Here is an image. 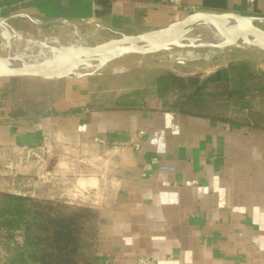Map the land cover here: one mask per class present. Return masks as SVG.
<instances>
[{"label": "crops", "instance_id": "crops-1", "mask_svg": "<svg viewBox=\"0 0 264 264\" xmlns=\"http://www.w3.org/2000/svg\"><path fill=\"white\" fill-rule=\"evenodd\" d=\"M196 11L264 17V0H0L20 32L103 41ZM101 75L0 78V191L95 209L93 264H264V109L178 111Z\"/></svg>", "mask_w": 264, "mask_h": 264}, {"label": "trees", "instance_id": "trees-1", "mask_svg": "<svg viewBox=\"0 0 264 264\" xmlns=\"http://www.w3.org/2000/svg\"><path fill=\"white\" fill-rule=\"evenodd\" d=\"M153 85L168 108L200 113L212 100L264 91V72L229 62L205 76L159 73ZM96 218L90 207L0 191V264H93Z\"/></svg>", "mask_w": 264, "mask_h": 264}, {"label": "rangeland", "instance_id": "rangeland-1", "mask_svg": "<svg viewBox=\"0 0 264 264\" xmlns=\"http://www.w3.org/2000/svg\"><path fill=\"white\" fill-rule=\"evenodd\" d=\"M6 23L7 28L14 29L13 27H11L12 25L8 21H6ZM259 25L261 27H264V23H259ZM70 29H72V31ZM74 30V28L68 26L65 27L61 33H50L40 36L31 35L23 31L20 32L18 30L15 31L21 33L25 37H30L38 40L56 39L58 40L57 42H50V44L56 46L55 49L63 50L66 44L71 43L72 41H74V39H76L72 35V32ZM80 32L84 38V41L88 45H94L103 42V39L97 37L96 33L85 31L82 29L80 30ZM179 51L180 49L170 48L162 52L160 51L161 53H153L154 55H127L114 61L108 62L96 73L87 74L86 76H98L99 74H102L100 77V83L102 84H106L111 87H126L129 88L130 91H138L144 88L148 90L150 85H153L155 76L166 71H170L183 76L198 74L205 76L209 74V71L213 70V67L215 71L217 68L222 67L226 62V64H228L229 62H244L251 68L252 71H257V62L259 61V59L264 58V52L262 51L242 48H215L204 53L202 52L201 54L196 53L193 55H185V53L183 52H186L187 49H182L181 53L184 55L171 56L178 53ZM0 55H3V52L1 51V42ZM17 86L19 88L22 87V83H17ZM25 87L28 88V92L32 94L35 93L36 95L41 92V97H44L47 95L44 91L48 90V88H50V85L47 83H35L30 84L29 86L25 85ZM53 87L54 86H52V88ZM205 105L206 108L211 106L214 109L215 113H226L227 111H229L232 115H234L233 118L242 120V116L250 113V110L254 109L257 111V109L259 108L264 109V91H256L255 89H252V91H247L245 93H240L238 96H234V98L229 101L212 100L209 103L207 102Z\"/></svg>", "mask_w": 264, "mask_h": 264}, {"label": "water", "instance_id": "water-1", "mask_svg": "<svg viewBox=\"0 0 264 264\" xmlns=\"http://www.w3.org/2000/svg\"><path fill=\"white\" fill-rule=\"evenodd\" d=\"M2 20L6 29L17 32L7 28V20ZM201 23L213 25L229 42L247 40L252 36L264 41V27L259 25L264 23V17L246 16L233 12L196 11L160 29L135 35H122L94 45L70 48L29 66L13 67L8 63L7 57L0 55V78L36 77L58 80L72 77L71 73L81 67L92 55L103 57L106 65L127 55H148L165 51L173 48L174 43L186 38L194 27Z\"/></svg>", "mask_w": 264, "mask_h": 264}, {"label": "bare ground", "instance_id": "bare-ground-1", "mask_svg": "<svg viewBox=\"0 0 264 264\" xmlns=\"http://www.w3.org/2000/svg\"><path fill=\"white\" fill-rule=\"evenodd\" d=\"M70 30L72 31V29ZM72 35L76 39H74L71 43L66 44L63 50H58L55 49L56 46L50 44V42L54 43L58 40H38L25 37L19 32H11L6 29L3 24V20L0 18V42L1 51L3 52L2 56L7 57L8 63L13 67L29 66L60 54L67 49L87 45L78 29H75L72 32ZM173 48L180 49V51L171 56L184 55L181 53L182 49H187L186 52H183L185 55H193L196 53L201 54L202 52L204 53L215 48H242L264 52V41L252 36L247 40L229 42L224 39V37L213 25L209 23H201L197 24L186 38L174 43ZM104 65L105 61L103 57L99 55H92L84 61L81 67L75 69L71 73V76L79 77L86 73H93L103 68Z\"/></svg>", "mask_w": 264, "mask_h": 264}, {"label": "built area", "instance_id": "built-area-1", "mask_svg": "<svg viewBox=\"0 0 264 264\" xmlns=\"http://www.w3.org/2000/svg\"><path fill=\"white\" fill-rule=\"evenodd\" d=\"M182 0H168L173 5H179ZM152 163H156V160H152ZM159 169H171L167 166L158 165ZM133 264H155L154 260L148 256H138L134 259Z\"/></svg>", "mask_w": 264, "mask_h": 264}]
</instances>
